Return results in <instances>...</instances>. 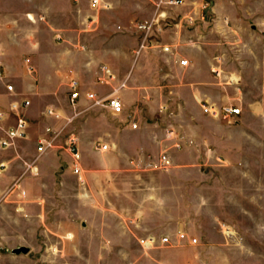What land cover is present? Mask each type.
<instances>
[{
	"label": "crops",
	"instance_id": "crops-1",
	"mask_svg": "<svg viewBox=\"0 0 264 264\" xmlns=\"http://www.w3.org/2000/svg\"><path fill=\"white\" fill-rule=\"evenodd\" d=\"M22 1L34 9L0 13V105L13 98L5 81L18 99H31L28 136L0 148V245L27 254L23 243L39 234L58 240L68 229L90 256L138 242L145 251L160 248L161 264H217L211 258L227 245L221 224L233 226L225 213L229 196L242 191L236 179L258 177L253 163L264 160V93L250 97L239 71L222 74L223 56L199 27L164 36L169 51L136 53L133 22L154 15L144 11L149 0H104L109 6L101 9L91 0ZM82 10L96 19L123 17L96 32L62 27L61 42L51 30L17 28L30 14L63 18ZM91 93L120 97L124 110L114 114ZM206 101L241 112L215 117L204 112ZM156 113L165 121L146 117ZM67 131L78 136V157L59 147L40 150L42 138ZM21 246L29 251L15 252Z\"/></svg>",
	"mask_w": 264,
	"mask_h": 264
},
{
	"label": "rangeland",
	"instance_id": "rangeland-1",
	"mask_svg": "<svg viewBox=\"0 0 264 264\" xmlns=\"http://www.w3.org/2000/svg\"><path fill=\"white\" fill-rule=\"evenodd\" d=\"M168 1L149 0L150 7L147 6L144 11L149 13L153 9L154 15L150 19H134V26L140 21L156 19L148 34L137 29L139 41L136 53L146 51L155 54L167 44L165 37L174 33V29L199 27L208 31L207 43L218 49V53L223 56L222 74L230 75L231 72L239 71L246 77L242 80L245 79L250 85L248 88L250 97L255 98L253 94L264 93L261 89L264 87V0H185L181 6ZM28 3L22 0H5L0 3V13L15 14L19 10H33L34 5L29 7ZM155 5L156 7H153ZM93 7L98 8L95 5ZM101 8L103 7L100 6ZM85 10L63 18H41L40 15H34L33 20L31 18L34 16L30 14V19L27 17L26 20L20 19L17 28L21 30L25 26L35 31L44 30L45 33L51 30L54 40L61 42L64 40V35H59V29L62 27L96 32L102 24H110L109 22L119 20L116 17H123V14L119 16L108 14L102 18L99 15L96 19L93 15L87 16ZM187 15L193 17L192 22L187 19ZM254 24L257 28L252 31ZM243 29L245 32L240 33L239 30ZM145 35H147L145 46L141 47ZM33 40H36V37H33ZM215 71L216 75L219 74L218 69ZM224 79L228 80L226 77ZM171 115L173 113L167 116ZM146 117L149 120L165 121L159 113ZM178 117L181 121L182 115ZM69 133L63 132L61 139L58 136L47 149L59 147L67 152L66 140ZM58 140L61 142L60 145L57 144ZM262 158L264 159V154ZM253 167L255 173L259 171L258 177L254 174L248 178L238 177L236 182L242 191L239 196L233 193L231 196L234 199L229 196L231 200L228 201L230 204H227L225 213L233 221V226L225 222L221 224L227 245L223 250L217 251L213 259L211 258L217 264H264V160L253 163ZM73 239L68 229L62 231L58 240L39 234L34 241L23 243L29 245L31 251L18 256L10 253L11 247L7 244L0 245V264H161L157 254L160 248L152 249L155 250L153 252L149 249L145 251L138 242L125 246V249L118 244L110 243L112 245L110 256H99V248L94 252L95 256H90L86 243H77ZM15 243L18 242L10 241V244ZM206 260L210 263L208 258Z\"/></svg>",
	"mask_w": 264,
	"mask_h": 264
},
{
	"label": "built area",
	"instance_id": "built-area-1",
	"mask_svg": "<svg viewBox=\"0 0 264 264\" xmlns=\"http://www.w3.org/2000/svg\"><path fill=\"white\" fill-rule=\"evenodd\" d=\"M162 1V0H161ZM92 4L95 6L108 7L109 3L104 0H91ZM168 2L178 4L182 3L183 0H169ZM156 19L152 18L149 21H140L135 24L136 28L144 31L148 34L151 28L154 25V21ZM147 35L144 36L141 47L145 46V40ZM163 51H169V45H163ZM183 64L187 63V60L181 61ZM106 72L110 74V70L106 69ZM5 75L3 74L0 68V79L5 80ZM6 90L8 94L13 97L10 100L7 107H3L0 105V148H7L16 143L18 139H22L28 136V127L29 121L27 117V109L31 105V99L23 98L22 100L18 99V91L12 82L5 81ZM123 84V83H122ZM80 96V90L78 87L77 81H73L71 83V94L70 99L73 105L78 103V99ZM91 97L95 98V102L101 105H105L111 109L114 114H120L124 110V104L120 97L115 95H109L106 97H96L94 93L90 94ZM202 108L204 112L215 116V117H231L235 114H239L241 112V107L233 106V105H217L212 102H203ZM50 112V111H49ZM134 127H137L138 123L136 121L132 122ZM58 137V133L53 135L51 138H42L40 140V150H45L48 147L52 146L54 140ZM66 147L70 153H72L75 157H78L79 149H78V136L75 132H70L68 138L66 140ZM100 148L107 149V144H102ZM181 238L185 237L184 233L180 234ZM151 240H154L153 238ZM144 241V240H143ZM163 242H169V237H163ZM192 241H197V238H193Z\"/></svg>",
	"mask_w": 264,
	"mask_h": 264
},
{
	"label": "water",
	"instance_id": "water-1",
	"mask_svg": "<svg viewBox=\"0 0 264 264\" xmlns=\"http://www.w3.org/2000/svg\"><path fill=\"white\" fill-rule=\"evenodd\" d=\"M29 251V248L27 246H21L15 250V252H24L27 253Z\"/></svg>",
	"mask_w": 264,
	"mask_h": 264
}]
</instances>
